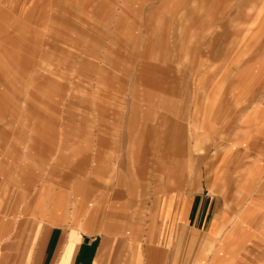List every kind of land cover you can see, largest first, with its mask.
<instances>
[{"label":"rangeland","instance_id":"374dc122","mask_svg":"<svg viewBox=\"0 0 264 264\" xmlns=\"http://www.w3.org/2000/svg\"><path fill=\"white\" fill-rule=\"evenodd\" d=\"M189 213L179 264H264V2L0 0V260L33 218L171 250Z\"/></svg>","mask_w":264,"mask_h":264},{"label":"crops","instance_id":"0c3cea01","mask_svg":"<svg viewBox=\"0 0 264 264\" xmlns=\"http://www.w3.org/2000/svg\"><path fill=\"white\" fill-rule=\"evenodd\" d=\"M253 162L241 167L242 181L260 175L261 161ZM195 218L190 213L187 220L178 218L177 243L171 250L156 240L152 230L142 231L123 218L111 221L100 215L91 227L62 223V216L33 218L2 247L0 264H179L185 252L179 244L181 231L190 241L188 253L194 252Z\"/></svg>","mask_w":264,"mask_h":264}]
</instances>
